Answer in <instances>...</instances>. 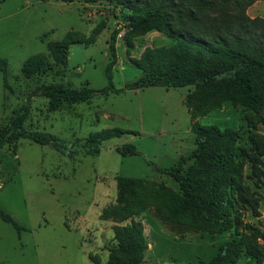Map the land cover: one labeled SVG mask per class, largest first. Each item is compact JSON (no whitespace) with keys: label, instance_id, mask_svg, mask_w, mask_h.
Listing matches in <instances>:
<instances>
[{"label":"rangeland","instance_id":"374dc122","mask_svg":"<svg viewBox=\"0 0 264 264\" xmlns=\"http://www.w3.org/2000/svg\"><path fill=\"white\" fill-rule=\"evenodd\" d=\"M245 11L250 17H264V0H255ZM125 14L127 10L106 0H0V58L6 61L5 72L0 71V124L30 95L26 128L68 143L107 128L124 132L105 140L95 156L79 146L69 156L50 144L23 138L0 144V207L23 227L18 232L0 219V264H106L116 236L131 220L145 238L142 264L207 263L233 238V232L212 234L185 220L162 219V199L153 190L181 192L177 182L158 168L191 153L194 122L237 130L239 146H248L253 133L264 138V107L255 113L240 102L226 101L191 119L185 97L192 87L148 86L97 93L89 103L63 104L52 111L44 95L31 92L37 79L66 87L104 88L115 30L113 86L119 89L141 77L132 60L147 47L173 40L156 29L132 33L125 26ZM56 42L67 44L65 64L51 48ZM36 53L46 56L49 68L24 77L21 66ZM124 144H133L136 152L122 155ZM262 162L264 167V156ZM118 176L143 181L121 195ZM243 176L260 213L255 217L244 210V222L264 229V180L249 178V163ZM146 189L149 193L143 195ZM228 264L251 260L241 252L235 263Z\"/></svg>","mask_w":264,"mask_h":264},{"label":"trees","instance_id":"16d2710c","mask_svg":"<svg viewBox=\"0 0 264 264\" xmlns=\"http://www.w3.org/2000/svg\"><path fill=\"white\" fill-rule=\"evenodd\" d=\"M72 2L73 0H60ZM97 1V0H87ZM127 10L125 26L134 34L156 29L171 38L169 45L147 47L132 63L142 71L138 79L122 88L112 84V68L116 62L114 40L109 43L110 61L105 67L107 85L99 90L88 84L66 87L61 83L35 81L32 94L48 99L54 111L63 104L89 103L97 94L140 90L148 86L192 87L185 97L191 119L219 108L226 101L240 102L246 110L259 113L264 107V17H250L246 7L255 0H106ZM60 64L66 63L67 44L51 46ZM49 68L43 53L27 58L21 74L30 78ZM6 61L0 58V71ZM31 110L30 95L13 109L0 124V144H15L27 139L40 145L50 144L69 156L80 147L87 155L99 154L102 143L124 133L117 128L90 133L80 141L68 143L51 133L25 127ZM195 147L180 156L167 168H158L178 184L180 194L173 191L153 192L162 199L160 216L170 221L185 220L212 234L233 232L209 262L201 264L235 263L244 253L251 264H264V229L244 222L243 211L260 215L257 201L244 182V166L249 163L251 176L264 180V138L258 133L249 136L248 146L237 145L239 133L216 125H193ZM122 155L136 152L133 144H124ZM191 161V165L186 166ZM141 178L118 176L116 185L121 195L133 191ZM149 190H143L146 195ZM0 219L18 232L23 229L0 207ZM106 264H142L146 249L141 227L133 220L116 236ZM232 255L227 257V253ZM227 257V260L225 259ZM225 259V260H223Z\"/></svg>","mask_w":264,"mask_h":264}]
</instances>
